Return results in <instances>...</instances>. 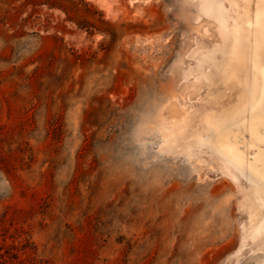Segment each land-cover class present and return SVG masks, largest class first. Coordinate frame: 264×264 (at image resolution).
<instances>
[{"label": "rangeland", "instance_id": "obj_1", "mask_svg": "<svg viewBox=\"0 0 264 264\" xmlns=\"http://www.w3.org/2000/svg\"><path fill=\"white\" fill-rule=\"evenodd\" d=\"M263 25L0 0V264H264Z\"/></svg>", "mask_w": 264, "mask_h": 264}, {"label": "bare ground", "instance_id": "obj_2", "mask_svg": "<svg viewBox=\"0 0 264 264\" xmlns=\"http://www.w3.org/2000/svg\"><path fill=\"white\" fill-rule=\"evenodd\" d=\"M208 11V10H207ZM261 18H262V16H261V14L260 15H258L257 16V22H260V20H261ZM250 25V24H249ZM256 25V24H255ZM262 25V24H261ZM264 26V25H263ZM250 31V30H249ZM256 35V34H255ZM259 41V40H258ZM260 42V41H259ZM261 73H262V76H263V89H262V92L264 93V67L262 68V71H261ZM260 89V90H261ZM185 121V120H184ZM210 121V120H209ZM223 122V121H222ZM192 124V123H191ZM215 125V124H214ZM254 125H255V122H254ZM257 125H255V127H256ZM255 127H253V128H255ZM185 129V128H184ZM256 129H259L258 127L256 128ZM255 129V130H256ZM255 134L257 133V132H254ZM259 135V134H258ZM261 136V138H263V136L262 135H260ZM258 137V136H257ZM257 139V138H256ZM264 139V138H263ZM218 154V153H217ZM264 159V158H263ZM262 161V160H261ZM263 163H264V161H262ZM263 166V165H262ZM259 169H261V168H259ZM263 170H264V167H263ZM260 172H262L263 173V171H262V169H261V171ZM259 172V173H260ZM264 174V173H263ZM260 175H261V173H260ZM263 177H264V175H263ZM257 193V192H256ZM259 195V194H258Z\"/></svg>", "mask_w": 264, "mask_h": 264}]
</instances>
